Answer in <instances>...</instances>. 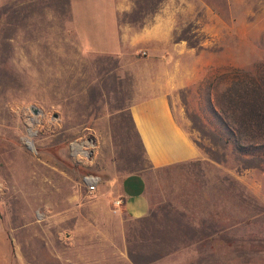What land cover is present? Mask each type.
<instances>
[{"label": "rangeland", "instance_id": "obj_1", "mask_svg": "<svg viewBox=\"0 0 264 264\" xmlns=\"http://www.w3.org/2000/svg\"><path fill=\"white\" fill-rule=\"evenodd\" d=\"M113 1L133 30L175 18L189 85L171 104L201 157L149 167L129 109L156 56L87 52V0H0V264H264V0ZM236 94L252 156L217 137L211 99ZM131 173L151 195L140 218L110 203Z\"/></svg>", "mask_w": 264, "mask_h": 264}, {"label": "crops", "instance_id": "obj_2", "mask_svg": "<svg viewBox=\"0 0 264 264\" xmlns=\"http://www.w3.org/2000/svg\"><path fill=\"white\" fill-rule=\"evenodd\" d=\"M87 4L88 13L73 9L77 37L87 52L122 54L131 48L156 56L150 59L147 82L129 109L149 167L161 169L200 158L199 147L178 124L171 104L176 91L189 85L176 73V55L185 50L186 42L173 40L175 18L164 10L149 24L133 30L119 24L113 0H87ZM113 190L112 201L120 198L118 208L129 217L140 218L148 212L151 195L142 173L123 176Z\"/></svg>", "mask_w": 264, "mask_h": 264}, {"label": "trees", "instance_id": "obj_3", "mask_svg": "<svg viewBox=\"0 0 264 264\" xmlns=\"http://www.w3.org/2000/svg\"><path fill=\"white\" fill-rule=\"evenodd\" d=\"M235 96L234 99L228 101L227 105L223 96L216 95L214 99H211L212 115L222 130L221 133H217V137L223 139L224 143L231 144L236 151L252 156L259 137L252 129L250 131L248 128H242L240 117L237 115L241 112L239 105L242 97L237 94Z\"/></svg>", "mask_w": 264, "mask_h": 264}, {"label": "built area", "instance_id": "obj_4", "mask_svg": "<svg viewBox=\"0 0 264 264\" xmlns=\"http://www.w3.org/2000/svg\"><path fill=\"white\" fill-rule=\"evenodd\" d=\"M99 179L94 176H86L85 177V182L86 186L89 192H94L96 190L97 184H98ZM122 201L120 198H116L113 200L112 205L114 207H119L121 205Z\"/></svg>", "mask_w": 264, "mask_h": 264}, {"label": "water", "instance_id": "obj_5", "mask_svg": "<svg viewBox=\"0 0 264 264\" xmlns=\"http://www.w3.org/2000/svg\"><path fill=\"white\" fill-rule=\"evenodd\" d=\"M28 148H31V149H32V147H31L30 143H29V145H28Z\"/></svg>", "mask_w": 264, "mask_h": 264}]
</instances>
